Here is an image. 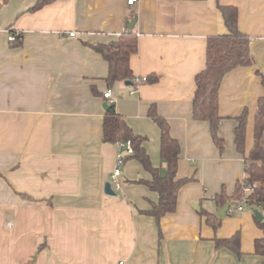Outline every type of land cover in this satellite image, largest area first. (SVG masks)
<instances>
[{
    "label": "crops",
    "instance_id": "obj_1",
    "mask_svg": "<svg viewBox=\"0 0 264 264\" xmlns=\"http://www.w3.org/2000/svg\"><path fill=\"white\" fill-rule=\"evenodd\" d=\"M0 0V264H261L253 251L262 236L256 218L230 209L214 230L201 209L216 213L212 199L244 176L233 137L235 118L248 110L246 150L254 114L264 94V0ZM218 5L236 6L237 25L249 37L255 62L223 77L218 92L224 149L212 141L207 121L192 116L195 75L205 67L210 36L226 32ZM137 50L129 65L134 86L106 82L108 64L85 42L107 44L128 30ZM74 32V35H69ZM21 36V44L8 40ZM110 91L104 98L103 92ZM113 103L155 166L165 167L160 131L148 117L154 105L180 144L175 211L159 226L139 212L157 193L135 182L150 178L135 159L121 167L119 190L104 191L118 146L102 139L103 103ZM247 138L249 146H247ZM226 141V147H225ZM233 143V146H232ZM225 171L210 177L209 165ZM229 191V192H227ZM198 204V209L193 207ZM239 232L240 253L214 238Z\"/></svg>",
    "mask_w": 264,
    "mask_h": 264
},
{
    "label": "trees",
    "instance_id": "obj_2",
    "mask_svg": "<svg viewBox=\"0 0 264 264\" xmlns=\"http://www.w3.org/2000/svg\"><path fill=\"white\" fill-rule=\"evenodd\" d=\"M4 2L7 0H3ZM54 0H36L30 10H36ZM226 32L210 36L206 44L205 67L195 77V91L192 98V116L196 120L207 121L213 143L220 152L224 149V139L219 135V124L222 117L218 112V92L223 77L230 70L239 66H250L255 62L250 52L249 37L240 31L237 25L238 10L232 5H218ZM14 45L21 44V36L17 35L12 41ZM96 52L100 53L108 64L106 82L111 85L115 81H128L133 86L137 78L133 75L129 65L130 55L137 50L136 35L132 29L119 35L116 41L101 44L85 42ZM157 76H148L144 82H154ZM264 85V78H262ZM142 82V83H144ZM103 116L102 139L106 143H117L130 140L133 153L124 156V162L130 158L139 162L149 173L150 178H140L135 182L146 185L157 193V201L151 202L148 209H139V212L155 218L159 226L160 220L168 213L175 211L177 194L180 187L191 178L177 177V168L180 157V144L171 134L167 120L158 114L154 105L147 111L148 117L157 125L160 131L159 152L165 167L155 166L144 147L146 137L133 132L123 116L119 114L113 103L108 104ZM248 110L244 108L235 118L233 142L236 151L243 159L244 176L234 183L233 191L228 195L222 187L212 197L217 206L231 202V206L242 201L254 209L264 212V94L259 97L254 114L253 142L246 150V125ZM229 208V209H230ZM204 221L214 230L219 226L218 214L200 210ZM263 218L256 220L257 226L262 231V236L253 243L255 254L264 258V214ZM217 247H227L237 254L240 253V235L235 232L227 238H214ZM261 264H264L262 262Z\"/></svg>",
    "mask_w": 264,
    "mask_h": 264
},
{
    "label": "built area",
    "instance_id": "obj_3",
    "mask_svg": "<svg viewBox=\"0 0 264 264\" xmlns=\"http://www.w3.org/2000/svg\"><path fill=\"white\" fill-rule=\"evenodd\" d=\"M137 0H127L128 4H134ZM69 35H74V32H69ZM17 35L16 34H9L8 35V40L9 41H14L16 39ZM146 79V77H138L137 80V84L134 86V89L132 91H130V93L132 94L134 92V90L142 83L144 82ZM103 97L104 98H109L110 97V91L106 90L105 92H103ZM118 146V152H117V157H116V166L113 170V172L110 175V185L114 190H119L122 186V181L120 179V175H121V167L124 163V156L125 155H129L131 153H133V148L131 145L130 140H126V141H122V142H117L116 143ZM243 205L244 202L242 201L240 204L236 205V209L238 211L243 209Z\"/></svg>",
    "mask_w": 264,
    "mask_h": 264
},
{
    "label": "water",
    "instance_id": "obj_4",
    "mask_svg": "<svg viewBox=\"0 0 264 264\" xmlns=\"http://www.w3.org/2000/svg\"><path fill=\"white\" fill-rule=\"evenodd\" d=\"M134 23H135V18H133L130 22H128V24H127V28H128V29H132ZM125 84L128 85V84H130V82L125 81ZM102 106H103V108H104L105 110L109 107V105H108L107 102H104ZM104 191H105V193H107V194H111V195H114V194H115V192L111 189V185H110L109 182H106V183H105ZM230 206H231V202L228 201V202H226L224 205H222V206H218V207L216 208V213H217L219 216H224V215L228 212ZM193 207L196 208V209H198V204H193ZM253 214H254L256 220H258V221H260V220L263 218L262 213H261L258 209H254V210H253Z\"/></svg>",
    "mask_w": 264,
    "mask_h": 264
},
{
    "label": "rangeland",
    "instance_id": "obj_5",
    "mask_svg": "<svg viewBox=\"0 0 264 264\" xmlns=\"http://www.w3.org/2000/svg\"><path fill=\"white\" fill-rule=\"evenodd\" d=\"M232 146H233V143H232ZM247 146H249L248 138H247ZM225 147H226V141H225ZM224 171H225V170H224L223 168H222V169H220L219 167L217 168V166L214 165V164L209 165L208 168H207V173H208V175H209L210 177H213L215 174H217V175H218V174L221 175ZM225 187H226V190H229V191L231 192L232 189H233V184H231V185H227V186H225ZM229 191H227V192H229ZM243 211H245V212L251 214V212H252V208H251L250 206L244 204V205H243ZM230 212L232 213V214H231L232 216H235L237 213H239V212H241V211H238V210L236 209V206L233 205V206L230 208ZM262 214H264V212H262ZM220 217H222V216H220Z\"/></svg>",
    "mask_w": 264,
    "mask_h": 264
}]
</instances>
